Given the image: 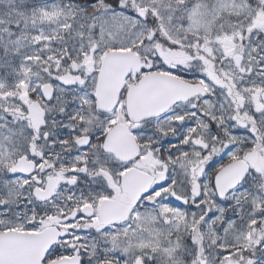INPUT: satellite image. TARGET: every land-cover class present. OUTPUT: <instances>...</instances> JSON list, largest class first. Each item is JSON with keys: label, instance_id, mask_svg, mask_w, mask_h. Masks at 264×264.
I'll use <instances>...</instances> for the list:
<instances>
[{"label": "snow or ice", "instance_id": "6c2138e0", "mask_svg": "<svg viewBox=\"0 0 264 264\" xmlns=\"http://www.w3.org/2000/svg\"><path fill=\"white\" fill-rule=\"evenodd\" d=\"M0 264H264V0H0Z\"/></svg>", "mask_w": 264, "mask_h": 264}]
</instances>
